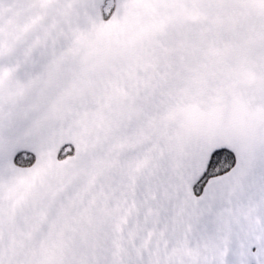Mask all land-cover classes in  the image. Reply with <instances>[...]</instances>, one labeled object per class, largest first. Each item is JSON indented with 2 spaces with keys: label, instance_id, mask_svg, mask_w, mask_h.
Returning <instances> with one entry per match:
<instances>
[{
  "label": "snow or ice",
  "instance_id": "obj_1",
  "mask_svg": "<svg viewBox=\"0 0 264 264\" xmlns=\"http://www.w3.org/2000/svg\"><path fill=\"white\" fill-rule=\"evenodd\" d=\"M0 264H264V0H0Z\"/></svg>",
  "mask_w": 264,
  "mask_h": 264
}]
</instances>
